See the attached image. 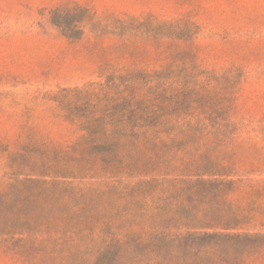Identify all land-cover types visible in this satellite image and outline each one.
I'll list each match as a JSON object with an SVG mask.
<instances>
[{
  "label": "trees",
  "instance_id": "trees-1",
  "mask_svg": "<svg viewBox=\"0 0 264 264\" xmlns=\"http://www.w3.org/2000/svg\"><path fill=\"white\" fill-rule=\"evenodd\" d=\"M85 14L51 10L75 39ZM136 22L152 69L54 91L73 136L6 149L0 264H256L264 254V177H236L238 87L227 78L238 69L200 68L189 16Z\"/></svg>",
  "mask_w": 264,
  "mask_h": 264
},
{
  "label": "rangeland",
  "instance_id": "rangeland-1",
  "mask_svg": "<svg viewBox=\"0 0 264 264\" xmlns=\"http://www.w3.org/2000/svg\"><path fill=\"white\" fill-rule=\"evenodd\" d=\"M61 5L86 12L80 38L53 22L51 10ZM148 14L189 16L198 26L200 68L217 75L238 69L227 78L238 87L231 107L236 177H264V0H0V176L6 149L25 136H73L51 93L153 68L147 27L136 31V20ZM256 264H264V254Z\"/></svg>",
  "mask_w": 264,
  "mask_h": 264
}]
</instances>
